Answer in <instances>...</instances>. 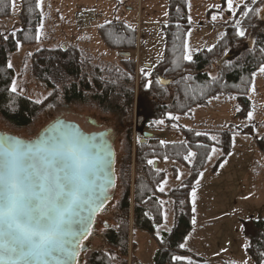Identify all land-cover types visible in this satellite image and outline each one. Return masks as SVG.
<instances>
[{
    "label": "rangeland",
    "instance_id": "374dc122",
    "mask_svg": "<svg viewBox=\"0 0 264 264\" xmlns=\"http://www.w3.org/2000/svg\"><path fill=\"white\" fill-rule=\"evenodd\" d=\"M255 1L233 0V7L229 9L227 0H187L186 55L191 53L193 59L196 53L211 49L224 35L227 21L233 19L239 7ZM20 2L21 0H16L15 9L12 8L8 18L0 19V36L22 29L19 19ZM263 9L264 3L259 12ZM39 10L42 25L39 28V39L32 46H19L9 62L14 71L12 84L17 86L16 93L38 104L47 100L51 91L32 75L34 53L42 49H76L82 53L81 64L85 74L91 75L96 69L106 70L118 64L121 58L119 52L107 49L98 34V28L109 24V21L123 23L137 30V50L133 56L140 73L147 66L145 74H154L153 68L163 58L168 0H43L42 10ZM82 10L95 13L96 22L91 28L78 29L75 25V16ZM214 16L216 19H213ZM208 73L215 77L214 69ZM137 82L138 76L136 90ZM169 96L170 101L173 98L172 90L169 91ZM248 97L251 102L248 113L252 112V119H249L248 113L246 116H239L243 112V106L237 96L212 99L175 119L177 123L173 128L231 133L228 156L219 162L223 151L219 146H214L215 152L212 149L210 159L208 157L202 171L203 175L200 174L197 180L199 183L196 182L193 188L196 192L193 211L195 223L184 247L205 260L204 264H255L246 249L248 236L255 233L254 224L264 221V155L258 146V141L264 139V73L259 69L254 74ZM141 105L146 106V100L137 99L131 140L128 138L130 125H127L129 123L123 115L95 107L69 106L61 98L43 106L32 124L26 128H16L0 115V133L23 140L36 138L48 125L62 119L80 124L87 131H111L110 140L116 153L115 195L96 218L93 236H89L83 243L87 251L81 256L80 264L88 263L90 255L101 246L106 230L115 224V215L128 190L126 174L123 173L126 171V159L129 155L132 199L136 145L142 141L138 133L145 121V117L137 114ZM89 121L94 122L95 126H91ZM155 125L156 128L147 130V133L153 134L161 142L173 144L183 141L182 134L175 129H168L164 120ZM156 164L166 174L159 187V191L161 187L164 188L160 192L166 195L172 189L182 186L189 177V170L173 160ZM173 169H177L176 174ZM191 193L189 201L193 210ZM163 204L164 221L156 228L155 233L158 238L171 231L175 220L172 200L167 197ZM131 242V255L139 264H154L158 249L154 237L135 229Z\"/></svg>",
    "mask_w": 264,
    "mask_h": 264
},
{
    "label": "trees",
    "instance_id": "16d2710c",
    "mask_svg": "<svg viewBox=\"0 0 264 264\" xmlns=\"http://www.w3.org/2000/svg\"><path fill=\"white\" fill-rule=\"evenodd\" d=\"M263 3L264 0H256L240 6L233 19L227 21L225 33L217 43L209 50L196 53L188 61L184 59L188 27L185 14L187 0H168L163 58L153 68V73L158 74V77L146 75L145 68L142 73L137 70L133 56L137 50V30L123 23L105 24L98 28V34L107 49L130 52L132 57L120 58L118 64L106 70L96 69L91 75L84 73L82 53L76 49L37 51L32 58V75L51 91L50 97L38 104L11 91L14 79V71L8 67L11 57L19 46L36 44L41 26L36 0H21L19 19L22 29L5 35L7 39L0 36V115L7 123L16 128H26L43 106L61 98L69 106L95 107L123 115L129 123L127 125H130L128 138L131 140L136 100L144 99L146 106L141 105L137 114L145 117L146 130L155 129V124L164 120L168 129H175L183 136V141L179 143H163L153 136L144 144L136 145L132 199L130 155L127 156L128 165L123 174H126L128 190L115 215V224L106 230L101 246L90 255L87 264H139L131 255V237L135 229L155 238L158 249L154 264H189V261L191 264H204L205 260L180 247L193 231L189 195L213 147L219 146L223 151L219 162L228 156L231 133L173 128L177 122L171 116H183L212 99L227 96H237L243 106L239 116L247 115L251 107L248 96L254 74L264 64V21L259 19V9ZM11 11L12 0H0V19L8 18ZM240 30L245 32L243 37L238 34ZM226 56L233 58L219 67L218 63ZM212 69L215 77L208 73ZM159 77L172 83L164 87ZM170 90L173 98L169 101ZM258 146L264 155V139L258 141ZM191 153H195V156H191ZM165 160H173L189 170V177L183 185L172 189L167 195L159 191L166 174L154 167L155 163ZM173 172L176 174L177 169H173ZM167 197L173 202L174 225L170 232L158 238L155 236L156 228L164 221L163 200ZM254 227L255 233L248 236L246 250L255 264H264V221L254 224ZM174 256L184 259L173 260Z\"/></svg>",
    "mask_w": 264,
    "mask_h": 264
},
{
    "label": "snow or ice",
    "instance_id": "6c2138e0",
    "mask_svg": "<svg viewBox=\"0 0 264 264\" xmlns=\"http://www.w3.org/2000/svg\"><path fill=\"white\" fill-rule=\"evenodd\" d=\"M15 5L12 0L13 10ZM227 5L232 9L233 0H227ZM42 6L43 0H36V7L42 10ZM238 34L243 37L245 32ZM184 59L191 61V53ZM259 71L264 73V65ZM11 91L17 92L15 83ZM248 117L253 118L252 112ZM45 143L30 146L0 141V264H77L80 239L92 234L91 216H80L77 211L82 204L95 205L91 209L94 214L103 203L93 199L98 161L90 153L88 140L73 134ZM191 195L195 211V190ZM74 216L79 219L74 221Z\"/></svg>",
    "mask_w": 264,
    "mask_h": 264
},
{
    "label": "water",
    "instance_id": "95a60500",
    "mask_svg": "<svg viewBox=\"0 0 264 264\" xmlns=\"http://www.w3.org/2000/svg\"><path fill=\"white\" fill-rule=\"evenodd\" d=\"M259 19L264 21V10L259 13ZM119 56L122 58L130 59L132 54L130 52H120ZM233 56H226L224 57L219 63L218 66L220 67L226 61L232 59ZM148 68L147 66H145ZM161 85L164 87H168L172 81L171 80H163L162 78H158ZM111 131L108 132H100V133H86L84 132L80 126L73 122H68L65 120H57L46 128H44L36 138L31 140H23L19 139L10 135H6L0 133V141L9 139L13 141H19L22 145H30V146H41L45 145V142H49L54 138H58L61 136H71L73 134H78L80 137H83L88 140L89 142V150L93 157H95L98 161L96 174L93 177L95 180V185L93 188V199L96 200V203L99 204L101 201L102 206L92 213V208L95 205H88L82 204L77 209L80 216L88 217L91 216V228L92 234L89 236H93L95 230V220L96 218L105 210L107 204L111 202L115 195L116 189V174H115V162H116V153L113 147L112 142L109 140V134ZM153 137L152 134L145 133L143 135V140L141 144H144L146 139ZM2 159V157H0ZM155 169H157V164L154 165ZM79 216H74L73 220H78ZM87 236V238L89 237ZM87 238H81V248L79 249V256L77 258V264H80L81 255L84 254L87 249L83 247V242ZM71 239V237L69 238Z\"/></svg>",
    "mask_w": 264,
    "mask_h": 264
},
{
    "label": "built area",
    "instance_id": "2783aa9c",
    "mask_svg": "<svg viewBox=\"0 0 264 264\" xmlns=\"http://www.w3.org/2000/svg\"><path fill=\"white\" fill-rule=\"evenodd\" d=\"M94 21L95 15L92 12L82 10L76 15V24L78 28H90Z\"/></svg>",
    "mask_w": 264,
    "mask_h": 264
},
{
    "label": "flooded vegetation",
    "instance_id": "af4514ba",
    "mask_svg": "<svg viewBox=\"0 0 264 264\" xmlns=\"http://www.w3.org/2000/svg\"><path fill=\"white\" fill-rule=\"evenodd\" d=\"M89 124L91 125V126H95V123L94 122H92V121H89ZM142 126V128L140 129V131H139V133L138 134H140L141 135V138H142V140H143V135L145 134V133H147V130L145 129V121H143V123L141 124ZM79 126H80V128L84 131V132H86V133H94V132H96V133H100V132H108V131H87L88 129L87 128H83L80 124H79ZM111 134V133H110ZM109 134V140H110V135ZM149 134V133H148ZM153 135V134H152ZM150 139V138H149ZM146 140H148V139H146ZM146 140H145V142H146ZM111 141V140H110Z\"/></svg>",
    "mask_w": 264,
    "mask_h": 264
}]
</instances>
